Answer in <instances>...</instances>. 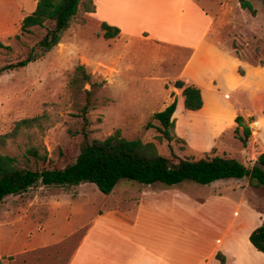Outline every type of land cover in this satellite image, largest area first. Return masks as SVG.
I'll return each mask as SVG.
<instances>
[{"label":"rangeland","instance_id":"obj_1","mask_svg":"<svg viewBox=\"0 0 264 264\" xmlns=\"http://www.w3.org/2000/svg\"><path fill=\"white\" fill-rule=\"evenodd\" d=\"M37 1L0 0L1 42L14 45L23 18L35 10ZM240 1L197 3L218 17L213 33L218 43L252 65H263L264 0H250L256 15ZM35 38L31 35L28 41L33 43ZM190 54V49L150 42L145 37L107 39L101 23L81 7L60 43L45 56L0 74V134L10 132L20 119L45 115L43 129L28 130L9 141L4 151L17 155L21 165L29 143L47 153L48 161L42 165L64 166L75 159L84 140L80 132L83 120L78 116L84 98L72 80L77 66L84 65L90 75L84 87L94 94L88 114L91 139H103L120 130L126 138L155 142L159 152L168 157L200 158L211 153L245 162L244 143L235 130L220 134L215 147L206 144L210 133L201 132L200 127L208 118L203 111L211 116L209 105L202 112L184 106L175 118L178 131L183 128L186 135L175 127L172 141L158 138L159 122L153 115L164 109L168 90L180 78ZM6 60L0 48V65ZM239 128L243 135V126ZM140 210L144 212L136 238L151 247L221 244L240 247L236 254L243 261L237 264L246 260L264 264V256L246 237L250 228L264 223V186L249 177L210 184L186 180L173 186L122 179L110 194L89 182L38 184L0 202V264H65L71 248L79 245L99 214L116 211L131 220ZM98 234L96 231L93 238Z\"/></svg>","mask_w":264,"mask_h":264},{"label":"crops","instance_id":"obj_2","mask_svg":"<svg viewBox=\"0 0 264 264\" xmlns=\"http://www.w3.org/2000/svg\"><path fill=\"white\" fill-rule=\"evenodd\" d=\"M94 3V18L118 27V36L145 37L150 42L191 50L178 80L200 88L203 106L196 111L202 112L207 105L212 109L211 116L203 111L208 118L200 127L201 132L210 133L206 135V144L214 147L219 144L216 139L225 131H234L238 127L236 118L241 115L252 130L248 143L243 144L246 154L242 162L252 165L264 152V64L252 65L233 49L218 43L213 37L218 17L200 7L197 0H94ZM168 91L164 108L176 99L175 118L176 112L184 108L183 88L171 85ZM176 130L186 135L183 128L178 131L176 126ZM143 212L140 210L131 220L116 211L99 214L79 245L71 248L65 264H219L218 252L224 254L225 264L243 261L236 254L240 247L221 244L219 247H151L136 238ZM255 228H250L246 237ZM96 231L99 234L93 238ZM246 261L242 264H255Z\"/></svg>","mask_w":264,"mask_h":264},{"label":"trees","instance_id":"obj_3","mask_svg":"<svg viewBox=\"0 0 264 264\" xmlns=\"http://www.w3.org/2000/svg\"><path fill=\"white\" fill-rule=\"evenodd\" d=\"M240 3L244 9L256 15L257 10L250 0H241ZM81 7L87 12L96 11L94 0H38L35 10L22 20L20 31L14 36V45L0 41V48L7 55L6 62L0 65V74L23 68L45 56L60 43ZM101 27L107 39L120 33L118 27L106 22L101 23ZM31 35L36 37L33 43L28 41ZM240 72L243 73V69ZM89 81L90 75L85 66H77L72 83L81 88L84 98L78 115L83 120L80 132L84 140L73 161L64 166L50 163L42 165L48 161V155L33 143L26 145L24 165L20 164L17 155L4 151L9 141L28 130L35 127L43 129L45 115L20 119L10 132L0 134V202L9 195L22 194L38 184L73 186L89 182L105 194H110L122 179L148 185L159 182L173 186L186 180L210 184L222 179L249 177L251 181L264 186V152L252 165H246L235 157L211 153H205L200 158L168 157L159 152L155 142L126 138L120 130L103 139H91L88 114L94 94L84 87ZM175 86L183 88L186 109L202 108L200 88L186 85L180 80L176 81ZM176 105L174 99L166 108L153 115V119L159 122L157 128L160 140L172 141L176 137V119L173 117ZM236 121L238 127L235 132L246 145L252 130L241 115L237 116ZM239 126H243V135L239 134ZM249 240L257 250L264 253V223L250 233ZM217 258L219 264L226 263L222 252L217 253Z\"/></svg>","mask_w":264,"mask_h":264}]
</instances>
